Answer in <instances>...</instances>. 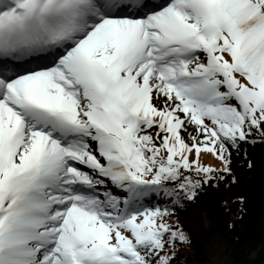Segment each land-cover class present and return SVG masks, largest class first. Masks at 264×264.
Segmentation results:
<instances>
[{"label":"snow or ice","instance_id":"snow-or-ice-1","mask_svg":"<svg viewBox=\"0 0 264 264\" xmlns=\"http://www.w3.org/2000/svg\"><path fill=\"white\" fill-rule=\"evenodd\" d=\"M254 134L264 0H0V264H171Z\"/></svg>","mask_w":264,"mask_h":264},{"label":"trees","instance_id":"trees-1","mask_svg":"<svg viewBox=\"0 0 264 264\" xmlns=\"http://www.w3.org/2000/svg\"><path fill=\"white\" fill-rule=\"evenodd\" d=\"M249 139L257 142L230 148L231 175L218 186L205 185L194 201L182 197V206H173L171 197L159 194L162 207H174L167 222L180 225L190 241L178 245L171 264L264 263V137ZM218 250L222 259L214 261Z\"/></svg>","mask_w":264,"mask_h":264},{"label":"rangeland","instance_id":"rangeland-1","mask_svg":"<svg viewBox=\"0 0 264 264\" xmlns=\"http://www.w3.org/2000/svg\"><path fill=\"white\" fill-rule=\"evenodd\" d=\"M157 106L159 107L160 105L157 104ZM193 158H194L193 155L189 156L190 160L193 159ZM200 162H201V164H203L205 166H211V167H214V168H217V169H221L223 167L222 163L219 160L215 159V157H213L210 153H202L201 156H200ZM218 259L219 260L222 259V255L219 252V250L217 251V253L214 256V261H217Z\"/></svg>","mask_w":264,"mask_h":264}]
</instances>
